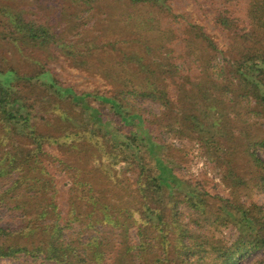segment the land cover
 Here are the masks:
<instances>
[{
    "label": "trees",
    "instance_id": "obj_1",
    "mask_svg": "<svg viewBox=\"0 0 264 264\" xmlns=\"http://www.w3.org/2000/svg\"><path fill=\"white\" fill-rule=\"evenodd\" d=\"M62 1L42 0L43 8L32 11L25 6L0 5V41L25 56L28 50L41 51L40 58L26 63L27 69L0 64V182L10 179L0 189V260L16 259L20 264H243L248 256L260 252L256 264H264V206L252 196L264 190V159L258 154L264 150V136L253 133L249 118L264 120V0L193 1L194 10L212 22L220 40L210 34L207 24L192 20L193 10L176 9L184 0L125 2L132 9L128 18L131 42L146 46L155 40L160 50L165 42L177 45L171 26L187 23L190 32L214 53L204 67L192 51L182 56L186 64L191 61L199 69L196 91L202 98L200 105L219 110L212 128L200 129L203 138L217 145L213 128L225 131L226 159L217 157V165L224 169L222 179L232 192L227 197L215 196L222 204L211 203V192L201 180L179 177L158 154L157 144L163 146V136L151 127V108L146 102H157L164 109L170 106V94L159 80L170 69L179 68L180 56L172 50L168 54L174 56L164 63L148 61L146 55L134 52L130 60L123 58L110 65L109 51L118 42L98 37L97 46L95 39L82 44L71 41L64 28L60 29L66 19L55 22L57 14L47 12L64 13ZM70 1L83 7V13L74 16V32L89 23L95 11L100 14L101 0ZM106 19L98 18L97 26ZM222 40L227 42L225 47ZM94 47L98 55L108 57L105 63L109 65H97V72L104 69L105 78L115 85L111 90L102 84L78 88L57 64V58L64 62L80 54L91 65ZM191 115L198 124L192 120L188 124L196 129L205 125L200 115ZM39 117L47 119V127L39 126ZM107 124L114 125L116 132L108 131ZM179 134L184 133L179 130ZM61 149L84 154L116 185L127 186L131 179L120 176L133 172L138 203L111 206L86 188L88 182H81L78 187L89 192L78 199L93 206L101 203L102 216L95 206L85 214L73 201L66 212L50 167L54 163L60 172L82 167L54 153ZM123 165H128L126 171ZM244 192L247 200L242 201ZM10 214L14 218H8ZM230 223L239 230L231 242L217 235Z\"/></svg>",
    "mask_w": 264,
    "mask_h": 264
},
{
    "label": "rangeland",
    "instance_id": "obj_2",
    "mask_svg": "<svg viewBox=\"0 0 264 264\" xmlns=\"http://www.w3.org/2000/svg\"><path fill=\"white\" fill-rule=\"evenodd\" d=\"M195 0H184L181 1L180 5L176 6V9L186 11L193 10L192 20L201 24H207L210 34L214 36L217 40H220V34L217 30L211 27L212 22H207L201 16V12L194 10ZM63 5L65 7V12L57 9H49L47 12L52 13L53 16L57 14L55 22L62 23L63 18L66 19L64 25L60 28H64V32L68 33V37L71 41L76 40L80 44L87 40L95 39V44L97 46V37L100 40H110L113 42H118L117 48L111 49L109 54L112 53L109 58L112 57L109 64L114 65L115 62H121L122 59L130 60L131 54L134 52H140L143 55H146L148 61H157L168 63V60L174 56L172 53L169 56L170 51H176V56H180V61L178 63L179 68L175 70L172 68L169 70V74H164L162 79L159 81L162 84V87H166L168 93L170 94V106L166 109L162 108L157 102H146V105L151 108V116L149 122H151V127L157 130L159 135L163 136L162 145L158 146V154L161 156L169 165L174 167V173L179 177L185 179L195 180L196 178L201 180L208 190L211 192L210 201L213 204L220 203L216 202L217 199L215 196L221 195L227 197L231 194L232 188L229 187L228 182L223 180L224 169L217 165V157L221 156L225 158V152L227 143L225 142L224 136L225 131L222 129L213 128V132L216 134V139L218 142L217 145L209 144L205 141L206 137L202 136L200 129L202 127L212 128V124L215 123V117L218 118L219 110H214L211 107L203 108L200 103L202 98L198 97L199 92L196 91L198 86L199 79V69L196 68V64L190 61L189 64L184 62V57L182 56L187 51H192L197 57H200L199 64L202 67L205 66L206 61L210 59L214 53L206 46V43L198 37H195L190 32V26L187 23L182 25L173 24L171 26L174 30L173 36L175 43L172 41L165 42L164 48L160 50L158 48L159 44L157 41H152L144 44L139 42L130 41L131 27L128 22L130 12L132 9L125 5L126 0H101V8L99 10L100 14L97 11L96 16L90 20L89 23H85L78 32H74V29L77 25L74 16L81 15L83 12L81 10L83 7L78 2L72 3L70 0H63ZM19 5L22 7L29 8V11H32L31 8H43L42 0H0V5ZM114 14H118L119 17H116ZM65 15V16H63ZM63 16V17H62ZM106 19L103 23H100L97 26V19ZM61 25V24H60ZM58 25V27L60 26ZM159 33L155 34L157 37ZM156 37V36H155ZM160 37V36H159ZM128 39V43L124 41ZM158 39V38H157ZM177 41V42H176ZM221 42L222 47H225L226 43L224 40ZM150 48V52L145 50ZM79 51V50H77ZM94 53L92 56L91 65L84 61V58L80 54L75 59L67 58L62 62L57 58V64L61 65V70L65 72L66 79H72L78 88L85 87H97V84H102L105 89H113L115 85L105 78L104 69L101 72H97V65L101 67H107L109 64H106L105 61L108 59L107 56H101L97 54V47H94ZM127 54L124 57V52ZM25 54V52H24ZM27 56L22 55L14 46L0 41V64L6 65V63H12L15 66H19L27 69L29 66L26 65L28 62H32L34 58L41 55V51H26ZM192 55V54H191ZM127 56V57H126ZM219 57L224 58L221 54ZM41 59L42 56H41ZM185 65L184 68L182 65ZM198 64V63H197ZM180 69V70H179ZM179 72H175L178 71ZM171 71V72H170ZM103 72V73H102ZM174 72V73H173ZM97 104V101L95 102ZM254 102L252 103V105ZM197 113L200 115V120L205 125H197V129L188 124L189 120H192L195 124H198L197 121L192 117L191 113ZM42 117V116H41ZM38 119L39 126L41 128L47 127V119L41 118ZM178 117L181 118L178 123H174V119ZM57 117H53L56 119ZM251 128L253 133H259L264 136V120L256 118V116L250 115ZM108 131L112 134L116 132L115 126L107 124ZM179 130H182L184 134H179ZM223 132V134H222ZM114 136V135H113ZM205 139H204V138ZM158 143V142H157ZM4 149V148H3ZM2 150L0 149V154ZM56 153L63 160L73 163L78 167H82V170H68V171H57L58 165L54 163L51 165L50 169L56 174L55 183L58 188V200L60 201L61 207L65 209L66 212H69L71 206V201L75 203L76 206L82 209L85 214L94 206L97 208L96 213L102 216L99 211V208H103L101 203H96L94 206L88 204L86 200L78 199L79 196H83L89 191H84L83 188L78 187V183L88 182L89 185L86 188H91L94 190L95 194L100 201L104 203H109L111 206H127L130 202L139 201V194L135 191V185L132 183L133 172H125L120 177H128L131 179V182L127 186L116 185L112 181H108L106 174L103 171H99L98 168H95L92 163L88 162L84 154H80L77 150H56ZM258 154L264 159V150H260ZM229 156V155H228ZM149 158V157H148ZM242 160L241 157L238 158V162ZM55 165V167H54ZM128 165H123L122 169L126 171ZM98 167V165H97ZM246 169V167H245ZM10 180V179H9ZM0 182V189L6 188L8 181ZM244 198L242 201L247 200V193L244 192ZM253 200L258 202L260 205L264 206V190L263 191H254ZM77 197V198H75ZM218 200V199H217ZM8 218H14V215H8ZM75 229L78 228V224H75ZM217 235L223 237L227 241H234L239 235V230L236 225L230 223L226 226L220 228L217 231ZM261 257L260 252H255L248 256L243 264H256V260H259ZM0 264H20L19 260L16 259H2ZM52 264V263H47ZM259 264V263H258Z\"/></svg>",
    "mask_w": 264,
    "mask_h": 264
}]
</instances>
